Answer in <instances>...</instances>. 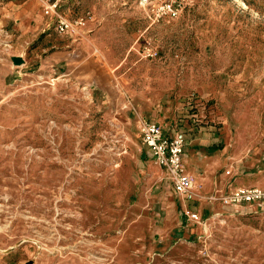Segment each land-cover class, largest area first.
<instances>
[{
    "label": "rangeland",
    "instance_id": "rangeland-1",
    "mask_svg": "<svg viewBox=\"0 0 264 264\" xmlns=\"http://www.w3.org/2000/svg\"><path fill=\"white\" fill-rule=\"evenodd\" d=\"M9 1L0 261L264 264V207L221 202L264 186V0H171L180 15L160 21L156 0H78L64 11L91 18L72 36L23 34ZM144 116L185 132L212 190L194 176L192 198L174 191L142 144Z\"/></svg>",
    "mask_w": 264,
    "mask_h": 264
},
{
    "label": "built area",
    "instance_id": "built-area-1",
    "mask_svg": "<svg viewBox=\"0 0 264 264\" xmlns=\"http://www.w3.org/2000/svg\"><path fill=\"white\" fill-rule=\"evenodd\" d=\"M78 0H41L43 13L49 17L50 25L61 35H73L79 29L86 26L91 18L89 13L80 14L71 18L64 8L76 3ZM140 4L146 6V0H140ZM155 20L160 21L165 17H178L181 6L174 1H155ZM80 32V31H79ZM141 140L143 146L148 149L150 155L158 165L163 168L174 191L187 198H192L195 178L188 173L184 166V152L186 146V134L180 129L151 119L143 118L140 121ZM224 206H241L256 204L264 207V187L258 185H240L221 197ZM183 214L192 221L201 222L200 215L185 207ZM1 260V257H0ZM0 264H3L0 261Z\"/></svg>",
    "mask_w": 264,
    "mask_h": 264
},
{
    "label": "crops",
    "instance_id": "crops-1",
    "mask_svg": "<svg viewBox=\"0 0 264 264\" xmlns=\"http://www.w3.org/2000/svg\"><path fill=\"white\" fill-rule=\"evenodd\" d=\"M15 1L16 0H12V1L7 2L6 4H3V6L1 7V10H2V12H4V15L7 17L11 18L12 16H17L20 18V19H18V21H19L18 24L13 25V27L15 26L17 28V30L22 31L23 34L39 33V32L43 33L47 30H55L54 27L52 25H50L49 17H47L42 11L41 0H24L21 4H17ZM10 4H12V5H10ZM7 24H12V22L8 21ZM68 36H72V35H68ZM144 118L147 119V116H144ZM152 118H153V116H151L150 119L155 120ZM154 118H156V117H154ZM155 121H157V120H155ZM200 122H203V119H201ZM167 127H169V126H167ZM175 129H180V128L175 126ZM186 144H187V140H186ZM185 148H186V146H185ZM146 152L148 154H150L148 149H146ZM183 162H184V166H185L186 171L193 176H197L198 182H201V183L204 181L208 182V183H206L207 184V189H206L207 191H210L213 189V187H214L213 184L216 185V182L214 183L210 176L207 177V179H206L205 175L201 173V167H202V165H204V162H202V160H200V158L197 156L196 152H194L192 150L188 151V149H186L184 152ZM209 171H211V170H209ZM252 185H258V184H252ZM258 186H261V185H258ZM261 187H264V186H261ZM211 202L213 203L215 201H211ZM185 207L189 208L188 206H185ZM212 208L213 207H211V209ZM189 209L192 211H195L191 208H189ZM195 212H197V211H195ZM198 214L200 215L202 221L196 222V223L203 224V226L206 225V221L204 220L203 215L200 213H198Z\"/></svg>",
    "mask_w": 264,
    "mask_h": 264
},
{
    "label": "water",
    "instance_id": "water-1",
    "mask_svg": "<svg viewBox=\"0 0 264 264\" xmlns=\"http://www.w3.org/2000/svg\"><path fill=\"white\" fill-rule=\"evenodd\" d=\"M12 59H13V62H14L16 65H20V64H22V63L24 62V59H23L22 57H19V56H17V57H13Z\"/></svg>",
    "mask_w": 264,
    "mask_h": 264
}]
</instances>
